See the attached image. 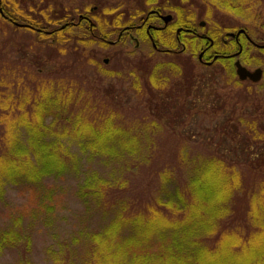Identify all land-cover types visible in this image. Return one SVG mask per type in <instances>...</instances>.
I'll list each match as a JSON object with an SVG mask.
<instances>
[{
	"label": "trees",
	"instance_id": "obj_1",
	"mask_svg": "<svg viewBox=\"0 0 264 264\" xmlns=\"http://www.w3.org/2000/svg\"><path fill=\"white\" fill-rule=\"evenodd\" d=\"M5 1L0 0L6 9L0 5L3 12L0 38L7 40L18 35L29 39L24 35L34 36L35 33L36 41L29 45L31 51L35 52L37 47L47 52H42V59L35 55L28 63L29 70L32 69L28 77L35 83L32 90L26 88L17 96H0V202L7 186L22 188L33 198V208L29 206L26 210L20 205L8 210V220L2 225L4 228H0V258L14 250L19 255L17 264H34L37 229L35 232L31 229L37 224L49 243L43 248L45 259L37 264H264V146L259 145L264 133L253 129L262 115L251 120L247 127L242 125L246 118L238 116V119H227L226 125L212 128V118L216 117L209 115L204 141L207 155H195L192 149L181 148L175 169L172 166L171 171L157 172L154 198L144 199L147 195L144 190L131 197L133 189L131 185L128 187L125 176L149 163L154 145L151 142L144 145L139 131L158 130L159 122L145 117L144 121L137 122L141 125L138 129H131L136 127L132 126L135 121L122 120L112 87L102 94L98 92L101 97L84 89L83 74L88 67L75 64L77 68L72 70L67 64L63 69L58 65L49 69L46 66L51 62L53 51L64 52L63 46L70 42L65 34L68 35L71 22L66 21L77 14L84 16L82 13L87 8L79 13L65 10L68 14L57 9L55 13H62L56 16L50 10L51 0L42 10L33 0H8L13 5L7 3V7ZM212 1L220 2L232 15L250 19L252 10L245 0H233L231 4L228 0ZM27 7L35 11L27 14L24 11ZM13 10L23 21L14 17ZM242 10L250 13L246 16ZM114 12L106 11L107 14ZM257 15L264 27V13L257 12ZM48 18L54 25L63 21L68 27L54 29L51 26L44 30L41 22ZM181 23L176 21L173 32ZM128 24L129 20H124L123 24L118 21L114 26L123 28ZM101 29L103 32L104 28ZM102 34L100 44H105L109 34ZM50 38L53 42L47 45ZM62 41L65 44L59 43ZM262 43L259 45H264ZM190 50L196 56L198 49ZM257 50L264 55V48ZM223 52L220 54H226ZM92 55L86 63L97 70ZM217 64L230 70L237 85L245 83L237 79L232 60L221 58ZM242 65L259 67V62L254 56L244 57ZM169 68L174 77L181 75L175 63H169ZM65 73L68 75L62 77ZM161 74L158 67L149 76L156 96L166 92L159 88L169 81ZM134 87L138 89L137 84ZM178 119L183 124L187 122L182 117ZM240 136L244 140L252 139L254 144L240 147L244 158L234 163L225 155L223 144ZM72 144L75 145L73 150ZM83 163L87 165L86 171L82 170ZM92 165L105 169V173L91 168ZM150 170L153 173L155 169ZM71 175L79 179L75 198L84 208L87 220L63 235L58 231L60 222L54 212L58 190L46 183L47 180L63 181ZM180 178L184 179L182 183Z\"/></svg>",
	"mask_w": 264,
	"mask_h": 264
},
{
	"label": "rangeland",
	"instance_id": "obj_2",
	"mask_svg": "<svg viewBox=\"0 0 264 264\" xmlns=\"http://www.w3.org/2000/svg\"><path fill=\"white\" fill-rule=\"evenodd\" d=\"M33 1L42 10V8L47 7L50 0ZM51 1L53 4H51L50 10L56 16L61 15L62 12L68 14L66 11L69 10H76L79 13L83 8H87L82 14L88 18V21L78 23V16L81 14H77L74 19L66 21L68 23L71 22L68 24L71 27L69 33L68 35L65 34V36L70 37V42L63 46L64 52H59L57 49L53 51L54 55H51V62L46 63V66L48 65L47 69L55 65L63 69L65 64L70 65L72 70L75 64L81 68L88 67L87 73L83 74V78H85L83 80L86 83L84 89L93 92L96 97H101L102 95L98 92L102 94V91L112 87V94L117 97L116 104H120V109H117V111L121 115L122 120L125 122L135 121L132 126L136 127H131V129H138L137 127L141 125L137 122L139 120L144 121L147 117H150L148 121L159 122L157 125L158 130L139 131L142 132L140 139L144 145H149L150 142L154 143V145L151 147L152 152L149 154V157L151 156L149 163L138 167L137 170H131L125 176L128 187L131 185L133 189L130 192L131 197L134 194L139 195L138 193H142L144 190L147 191L144 199L154 198L157 190V172L165 169L171 171L172 166L174 167L177 159H179L177 153L181 148L192 149L195 155H207L205 154L207 152H205L206 144H204V141L210 124L209 115L216 117L215 119L212 118L210 128L226 125L228 124L227 119L233 120L235 117L238 119V116L246 118L242 125L247 127L251 120L258 115H262L261 121L255 122L256 126L253 129L258 132L261 130L264 133V55L260 54L258 50L252 49L251 54L259 62V68L263 71L261 80L258 83H253L256 84L253 87L246 82L242 85H237L235 83L236 78L232 76L230 70H224L217 63L213 67L207 68L198 65L195 59L194 62H179L186 60L188 57L183 56L175 59L157 55L147 46L135 48L133 43H130L127 38H125L126 40L123 44L115 45L114 39H116V35L122 28H116L114 25L118 21L123 24L124 20H128L129 16H132L133 11L136 10L135 7L140 5V0ZM228 1L231 4L233 0ZM245 1L249 4L252 13L245 10H242V13L246 16L250 13V19L232 15L220 2H218L219 5L212 0H171V5L173 7H181L183 10L195 15V22H204L205 26L202 32L203 30L210 32L212 29L215 30L216 27L226 28L230 32L233 28L236 31L244 28L249 31L248 35L255 44H261L262 42L264 44V27H262L261 18L257 15V12L264 13V0ZM7 3L13 5L12 1L7 0L5 1L6 7ZM28 6L32 7L29 4ZM1 7L6 10L3 3ZM30 7L24 10L27 14L35 11ZM244 7L246 6L244 5ZM57 9H62V12L55 13ZM108 10L115 12L107 14L106 11ZM13 14L19 21H23L19 18L18 13L14 11ZM39 17L41 18V16ZM67 17L71 16L67 15ZM114 18L117 19L116 23L112 22ZM43 21L41 23L44 30H48V27L51 26L54 29H62L64 27L66 29L68 27L65 24L66 22L63 21L61 24L55 23V25L49 22V18ZM97 25L100 27L98 28ZM101 27L104 28L103 32H101ZM102 33L109 34L110 42H113L114 44L112 45L117 47H110L106 43L100 44V39L104 36ZM24 36L29 39H24L18 35L7 37V40L0 38V96L1 94L4 97L6 94L17 96L18 93L22 94L26 88L30 91L35 86L32 79L28 77L30 76L29 71L32 70H29L28 63H31V59H34L35 55L41 58L42 52L45 53L47 51L37 47H35V52L31 51L29 45H33L34 41H36L35 33L34 36L26 34ZM81 41H89V43H82ZM52 42L51 38L48 39L47 45L52 44ZM59 43L61 45L65 44V41ZM52 48H54V45H52ZM25 50L26 54L24 53ZM92 52H94V56ZM186 53L188 55V52ZM91 55L95 58L94 62L97 63L99 70H94L89 63H86L88 56ZM104 60H107L108 63L105 64ZM33 61L35 62V60ZM173 61H176V66H179L183 79L179 77V74H175L178 77L168 76L167 71H165L169 67V63ZM158 67L161 68L163 73L161 76L167 77L169 81L166 82V85L159 88L160 90L166 89V92L164 94L161 92L160 95L156 96L154 95L155 93L153 94L156 90L150 87L149 76L154 71H157ZM256 68L258 67L253 66L249 67L248 70L253 71ZM66 75L68 74L65 73L62 77ZM176 78L182 81H176ZM135 84H137L138 89L134 87ZM7 89L11 91H7ZM146 103H149V105L143 106ZM182 103H186V105L183 106ZM195 105L197 108H195ZM190 116L193 117L190 118ZM178 117L184 118L187 122L183 124ZM233 126L235 127V124ZM190 136H194V138H188ZM218 141L221 142L222 138L221 141ZM259 143V145L264 146V134L261 136ZM247 144H254V141L249 138L244 140L241 136L235 141L231 140L226 145L223 144V148L226 150L225 155L229 160L237 163L244 158L239 148L247 146ZM74 147L75 145L72 144L71 149L73 150ZM212 148L215 147L213 146ZM254 157L253 155L250 159L252 160ZM86 168L87 165L83 163L82 170L86 171ZM91 168H97L102 174L105 173V169L100 166L92 165ZM150 169L155 170L152 173ZM175 175H178L177 171ZM64 179L63 181L47 180L46 185L53 187V190H58L54 197L56 204L54 212H56V219L60 222L58 225L59 233L66 235L65 232H69L78 223H82L87 219L84 217V208L75 198L79 179L72 175L66 176ZM183 181L184 179L180 178V182L182 183ZM3 197L0 202V228H4L2 225L8 220L6 216L8 210L18 208L17 206L20 205L22 207L25 206L26 210H28L29 206L33 208V203L31 202L33 198L29 197L25 190L17 186H7ZM36 229L35 257H32L34 264L43 262L45 259L43 248L49 244L47 237L39 231L37 224L31 230L35 232ZM18 261L19 255L17 256V252L14 250L7 251L0 258V264H17Z\"/></svg>",
	"mask_w": 264,
	"mask_h": 264
},
{
	"label": "flooded vegetation",
	"instance_id": "obj_3",
	"mask_svg": "<svg viewBox=\"0 0 264 264\" xmlns=\"http://www.w3.org/2000/svg\"><path fill=\"white\" fill-rule=\"evenodd\" d=\"M135 8L133 15L128 18L129 24L116 35L115 45L123 44L127 38L135 48L147 46L157 55L175 59L187 56L191 60L187 58L179 62H194L195 59L198 65L207 68L213 67L221 58L227 61L232 60L233 67L236 61L242 65L244 57L254 56L251 54V48L257 50L262 49L261 46H263L255 44L244 29L234 32L233 28L230 32L226 28L216 27L210 32L204 30L202 32L205 23L195 22V15L181 7H173L171 0H140V5ZM177 20L182 23L173 32V26ZM83 21H88V18L83 15L78 16V23ZM240 31L243 32L240 33ZM110 41L108 39L105 43L110 47H117ZM190 49H198L196 56L191 54ZM220 51L226 54L222 55ZM165 71L168 76L172 75L169 67ZM179 77L183 79L182 75ZM246 82L253 84L250 81Z\"/></svg>",
	"mask_w": 264,
	"mask_h": 264
},
{
	"label": "water",
	"instance_id": "obj_4",
	"mask_svg": "<svg viewBox=\"0 0 264 264\" xmlns=\"http://www.w3.org/2000/svg\"><path fill=\"white\" fill-rule=\"evenodd\" d=\"M0 14L3 15L1 9ZM17 27H25L20 24H15ZM243 31H240V33ZM264 46H262L263 48ZM105 63H107V60H105ZM235 68V74L239 81H250L252 83H258L262 78V71L261 69H255L253 71H249L244 66L241 65L239 61H236L234 64Z\"/></svg>",
	"mask_w": 264,
	"mask_h": 264
}]
</instances>
